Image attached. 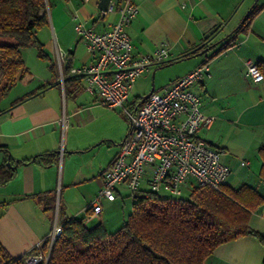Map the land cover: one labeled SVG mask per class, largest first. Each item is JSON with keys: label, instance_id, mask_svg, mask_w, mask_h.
I'll return each instance as SVG.
<instances>
[{"label": "crops", "instance_id": "obj_1", "mask_svg": "<svg viewBox=\"0 0 264 264\" xmlns=\"http://www.w3.org/2000/svg\"><path fill=\"white\" fill-rule=\"evenodd\" d=\"M98 1L48 0L47 22L36 33L44 55L39 56L34 46L22 48L28 74L0 99V164L9 161L14 167L13 176L0 184V242L12 257L40 253L54 222L63 218H83L88 227L102 223L107 232L125 221L124 213L115 219L107 215L111 207L119 206L118 199L125 205L124 186L113 201L102 200L99 213H93L90 203L129 122L125 124L120 116L122 108L97 106L96 94L86 90L84 76L67 78L72 75L69 68L96 58L75 25L84 22L104 31L114 19L111 13L102 14ZM129 1L137 5V14L126 28L133 55L152 53L164 43L165 61L170 62L149 65L125 104L129 101L132 110L140 104L143 96L133 92L140 79L149 80L153 91L161 92L176 78L207 63L208 75L191 89L200 96L203 112L214 119L198 136L222 151V161L230 169L227 186L246 185L264 198V80L254 82L244 63L246 59L264 63V0ZM255 3L262 5L260 10L246 27H239ZM243 4L245 14L239 23L234 16ZM219 25L223 26L219 34L205 41ZM236 28L231 38L207 51L176 59ZM63 113L68 118L66 127L59 122ZM255 205L248 225L264 236V199ZM203 264H264V243L253 235L239 236L218 245Z\"/></svg>", "mask_w": 264, "mask_h": 264}, {"label": "trees", "instance_id": "obj_2", "mask_svg": "<svg viewBox=\"0 0 264 264\" xmlns=\"http://www.w3.org/2000/svg\"><path fill=\"white\" fill-rule=\"evenodd\" d=\"M47 1L0 0V99L28 74L21 49L34 46L44 55L36 33L47 22ZM261 6L255 3L239 27H246ZM221 26L207 33L205 41L215 38ZM236 30L203 48L228 40ZM257 67L264 74V63ZM13 168L0 164V184L13 176ZM262 199L246 185H195L186 199L143 189L131 197L132 211L114 232L102 223L88 227L83 218H63L61 232L50 248L49 239L44 240L42 258L35 264H203L218 245L239 236L253 235L264 243V236L248 225L251 210ZM25 257H12L0 242V264H27Z\"/></svg>", "mask_w": 264, "mask_h": 264}, {"label": "built area", "instance_id": "obj_3", "mask_svg": "<svg viewBox=\"0 0 264 264\" xmlns=\"http://www.w3.org/2000/svg\"><path fill=\"white\" fill-rule=\"evenodd\" d=\"M105 13L114 15L109 29L98 31L84 22L75 25L77 34L86 42L95 61L71 67L69 74H82L85 88L96 94L104 107H120L128 118V129L111 164L101 174L100 187L90 203L93 213L101 211L102 200L113 201L120 186L133 197L146 186L154 193L181 195L190 180L194 186L218 189L226 183L230 169L222 161V151L199 138L198 131L208 126L214 116L201 109V98L191 85L208 75L209 65L202 63L176 78L161 92L153 91L142 99L136 109L124 106L136 79L151 64L168 58L165 44L152 53L134 56L126 28L137 14V5L126 0L109 2ZM246 74L254 82L264 80V74L251 59L244 61ZM64 75H61L63 80ZM59 122L66 127L65 113ZM61 232L54 222L47 237L49 248ZM38 245L36 248H39ZM40 253L26 256L27 264H35Z\"/></svg>", "mask_w": 264, "mask_h": 264}, {"label": "rangeland", "instance_id": "obj_4", "mask_svg": "<svg viewBox=\"0 0 264 264\" xmlns=\"http://www.w3.org/2000/svg\"><path fill=\"white\" fill-rule=\"evenodd\" d=\"M245 6V4H243L238 12L235 14V19H238V22L241 21L242 17L244 16L245 13H241V10L243 9V7ZM245 12V11H244ZM240 23V22H239ZM151 82L147 79H140V82H138L135 86V89L133 92H135L137 95L139 96H145L147 93L150 92L151 90ZM97 101V100H96ZM98 103V102H96ZM99 107H102L101 104L98 103ZM125 106L129 109V110H132V105L131 103L128 101ZM94 112V110H93ZM125 113L121 112L120 116L122 118H125V124L128 123V118L126 116V114L124 115ZM64 149V146L63 144L61 145L60 147V151H63ZM194 186V182L192 180H190L188 182V184L183 188L182 190V193L181 195L178 197V198H188L189 197V193L191 192L192 188ZM144 190L146 191H149V189L144 186L143 188ZM160 196H170L167 192H160L159 193ZM124 201H125V205L121 202V199H118V203H119V206L117 207H111L109 210H108V213L107 215H109L111 217V219H115V217H120L123 215V213L125 214V220H127L128 218V215L131 213L132 211V203H131V197L129 196V192L127 191V189H125V196L123 197ZM123 222V221H122ZM122 224V223H120ZM118 228V227H117ZM112 230H115V229H112ZM114 232V231H112Z\"/></svg>", "mask_w": 264, "mask_h": 264}, {"label": "water", "instance_id": "obj_5", "mask_svg": "<svg viewBox=\"0 0 264 264\" xmlns=\"http://www.w3.org/2000/svg\"><path fill=\"white\" fill-rule=\"evenodd\" d=\"M110 1H111V0H99V1H98L97 7H98V9L102 12V14H105V12H106V10H107V6H108V4H109ZM222 27H223V26H221V28H222ZM221 28L216 32V34L219 33V32L222 30ZM210 32H212V30H211ZM216 34H215V35H216ZM225 37H226V36H224L222 39H224ZM222 39H220V40H218L217 42H215L214 45L217 44L218 42H220ZM205 43H206V42H205ZM205 43H202V44L198 45V46L195 47L192 51H194V50H198V49H200L199 53H203V52L207 51V50H208V47L203 48V45H204ZM81 76H83V75H82V74H72V75H70V76L67 77V78H75V77H81ZM151 92H153V88H151L150 92L147 93L145 96H143L142 99L146 98ZM7 165L10 166L9 161L7 162Z\"/></svg>", "mask_w": 264, "mask_h": 264}]
</instances>
